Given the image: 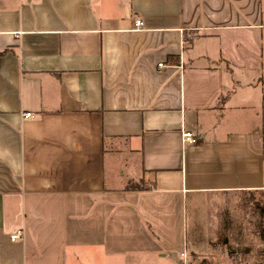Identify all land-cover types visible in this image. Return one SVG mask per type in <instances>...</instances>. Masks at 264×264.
<instances>
[{"label":"crops","instance_id":"crops-1","mask_svg":"<svg viewBox=\"0 0 264 264\" xmlns=\"http://www.w3.org/2000/svg\"><path fill=\"white\" fill-rule=\"evenodd\" d=\"M263 81L264 0H0V264H187L264 191Z\"/></svg>","mask_w":264,"mask_h":264},{"label":"rangeland","instance_id":"rangeland-1","mask_svg":"<svg viewBox=\"0 0 264 264\" xmlns=\"http://www.w3.org/2000/svg\"><path fill=\"white\" fill-rule=\"evenodd\" d=\"M262 85L264 90V81ZM263 203L264 191L215 194L198 201L202 209L191 210L187 226V264H228L230 257L239 264H264V222L257 209ZM194 211L205 218L199 231L191 219Z\"/></svg>","mask_w":264,"mask_h":264},{"label":"built area","instance_id":"built-area-1","mask_svg":"<svg viewBox=\"0 0 264 264\" xmlns=\"http://www.w3.org/2000/svg\"><path fill=\"white\" fill-rule=\"evenodd\" d=\"M143 25V23L140 20H137L134 24L135 28H141ZM162 65H159V67H161ZM25 118H29L30 114H25L24 115ZM183 139L186 142H189L191 144H195L196 140L190 135V134H185L183 135ZM20 236H22V232L21 231H17L14 235L11 236V241H14L16 239H18Z\"/></svg>","mask_w":264,"mask_h":264},{"label":"trees","instance_id":"trees-1","mask_svg":"<svg viewBox=\"0 0 264 264\" xmlns=\"http://www.w3.org/2000/svg\"><path fill=\"white\" fill-rule=\"evenodd\" d=\"M257 209L258 212L261 214L260 216L262 217V221L264 222V203L262 205H259Z\"/></svg>","mask_w":264,"mask_h":264}]
</instances>
